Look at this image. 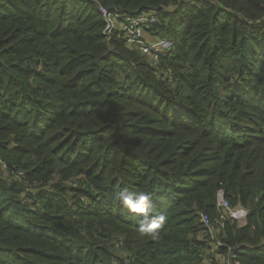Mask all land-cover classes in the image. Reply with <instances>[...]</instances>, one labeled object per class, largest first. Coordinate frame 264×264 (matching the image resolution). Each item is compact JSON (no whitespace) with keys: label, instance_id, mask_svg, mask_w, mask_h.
I'll return each instance as SVG.
<instances>
[{"label":"trees","instance_id":"16d2710c","mask_svg":"<svg viewBox=\"0 0 264 264\" xmlns=\"http://www.w3.org/2000/svg\"><path fill=\"white\" fill-rule=\"evenodd\" d=\"M100 6L159 14L174 83ZM0 159V264H264V0H0Z\"/></svg>","mask_w":264,"mask_h":264},{"label":"built area","instance_id":"2783aa9c","mask_svg":"<svg viewBox=\"0 0 264 264\" xmlns=\"http://www.w3.org/2000/svg\"><path fill=\"white\" fill-rule=\"evenodd\" d=\"M99 12L105 22L104 35L108 39L117 36L123 38L127 43L138 44L141 51L151 60V66L155 67L159 76L166 80L169 84L174 83L175 78L170 70L161 67V58L167 55L171 57L177 56L176 41L171 37H163L156 35L154 27L160 24L159 14L155 11H142L136 16H127L114 9L104 6L99 7ZM115 15H118V20H122L121 27L117 28L114 25ZM149 35V38L145 37ZM10 175L21 180L24 175L23 171L11 170L10 167L0 159V177ZM74 185L73 183H70ZM216 208L218 217L215 219L216 225L212 223L209 214L201 213L200 219L206 229L204 233L210 234L214 239V235L219 230L223 229L228 220H235L240 226H244L247 222L249 214L248 209L244 207L232 206L225 197L223 190H218L216 195ZM213 244L216 247L224 246L223 243L215 238ZM228 264H239V262H231Z\"/></svg>","mask_w":264,"mask_h":264},{"label":"rangeland","instance_id":"374dc122","mask_svg":"<svg viewBox=\"0 0 264 264\" xmlns=\"http://www.w3.org/2000/svg\"><path fill=\"white\" fill-rule=\"evenodd\" d=\"M117 18H118V15H115L114 25H115L117 28H119V27H121L120 23L122 22V20H118ZM145 37H146V38H149V35H148V34H145ZM163 37H167V36H163ZM126 45H127L129 48H131V49H137V50H139L142 54H144V53L141 51V47H139L138 44H134V43H133V44H130V43H127V42H126ZM144 56H145V58L148 59V61L150 62V66H151V60L149 59V57H147L145 54H144ZM152 68H154L156 75L159 77V73L156 72L155 67H152ZM168 84H169V83H168ZM8 177H10V175H9V176H8V175L4 176V178H8ZM212 244H213V243H212ZM213 245L215 246V244H213Z\"/></svg>","mask_w":264,"mask_h":264},{"label":"clouds","instance_id":"9594fccd","mask_svg":"<svg viewBox=\"0 0 264 264\" xmlns=\"http://www.w3.org/2000/svg\"><path fill=\"white\" fill-rule=\"evenodd\" d=\"M123 199H124L125 203L128 204L129 206L133 207L134 210H142V209L140 208V205H142V204L144 203V200L146 199V197L141 196V197L139 198V202H138V204H133V201H132L131 197H127V196H126V197H124Z\"/></svg>","mask_w":264,"mask_h":264}]
</instances>
